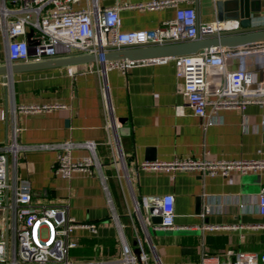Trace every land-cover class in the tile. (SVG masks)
Here are the masks:
<instances>
[{
	"label": "crops",
	"instance_id": "0c3cea01",
	"mask_svg": "<svg viewBox=\"0 0 264 264\" xmlns=\"http://www.w3.org/2000/svg\"><path fill=\"white\" fill-rule=\"evenodd\" d=\"M149 1L97 0V6L102 9ZM255 1L260 12L251 17L253 29L264 27V0ZM85 5V0H78L72 7L79 10ZM177 7L194 8L200 24L236 22L237 29L231 34L244 33L239 21L219 19L212 0L180 2ZM176 9L121 10L119 30H155L172 20ZM4 63H8L6 43L0 34V65ZM263 69L264 44L241 47L226 55V71L244 70L252 76L250 92L264 89ZM207 82L213 98L223 80L213 70ZM180 83L174 59L135 63L126 74L117 69L105 72L94 63L15 74L11 82L0 77V145L12 138L15 128L17 142L25 146L67 140L96 143L102 179L97 173H77L67 180L54 176V151H27L18 157L17 174L30 183L34 203L65 206L77 222L96 226L95 233L79 228L71 234L76 246L67 253L70 263L123 264L119 227L133 252L144 242L151 264H201L203 258H216L221 264L228 251L264 252V215L256 209L257 196L264 188V171L247 175L233 172L223 178L196 171L140 168L145 162L204 156L212 160H264V104L248 106L243 113L220 110L216 123L205 127L186 106ZM20 105L54 108L17 114L15 108ZM179 106L183 107L182 115L176 114ZM122 120L128 124L123 134ZM86 155L82 150L71 153L73 160ZM163 195L174 197V228L170 230L155 229L152 218L145 222L146 212L135 211L141 198ZM206 208L210 212L205 215ZM234 225L246 229H227Z\"/></svg>",
	"mask_w": 264,
	"mask_h": 264
},
{
	"label": "built area",
	"instance_id": "2783aa9c",
	"mask_svg": "<svg viewBox=\"0 0 264 264\" xmlns=\"http://www.w3.org/2000/svg\"><path fill=\"white\" fill-rule=\"evenodd\" d=\"M192 1L151 0L141 4H123L101 9L97 6V0H85V7L77 10L72 6L78 0H0V34L5 38L7 60L12 64L99 55L100 59L95 63L98 69L102 67L105 72L117 69L126 74L134 62L105 61L103 54L125 48L191 42L208 36H221L223 32L231 34L237 29L236 22L200 24L194 8L177 7L180 2ZM219 1L230 0H212L214 4ZM168 7L177 8L174 18L155 30L129 33L119 30L121 10L152 12ZM30 31L33 33L31 40L34 42L31 46L26 39ZM232 50L235 49L212 48L194 55L174 58L176 75L181 82L186 106L195 117L204 121L205 127L216 123L220 110H239L243 113L248 106L264 104V89L260 92L248 91L252 83V76L248 72L225 70L226 55ZM213 70L217 71L223 82L212 94L213 98H210L207 81ZM69 74H72L71 69ZM262 83L264 85V69ZM52 108L54 107L45 105H20L15 108V112L38 114ZM176 114L182 115L183 107H177ZM17 132L18 129L15 128L12 138L0 145V264H72L67 260L68 251L76 246L70 239L71 234L79 228L95 233L96 226L77 222L69 215L65 206L34 203L30 183L17 174L18 157L27 151H54L56 158L51 167L54 176L67 180L77 173L87 176L97 173L102 179L101 166L96 157V143L67 140L25 146L17 142ZM75 150L85 151L87 155L73 160L71 153ZM140 168L166 172L196 171L202 175L226 178L233 172L240 175L263 172L264 160L227 161L212 160L204 156L198 160L187 158L170 162H145ZM102 185L106 192L103 180ZM107 204L111 208L110 199ZM256 209L258 214L264 215V188L257 196ZM135 211L137 214L146 212L147 223L154 216H159L161 223L153 225L155 229L174 228L172 195L141 198L135 204ZM209 212L210 209L206 208L204 214ZM227 229L242 231L246 227L234 225ZM119 236L120 260L123 264H151L144 242L138 245L137 258L126 243L120 227ZM210 260L215 261L212 264H217L216 258H203L201 264H210ZM221 264H264V252L254 254L228 251Z\"/></svg>",
	"mask_w": 264,
	"mask_h": 264
},
{
	"label": "water",
	"instance_id": "95a60500",
	"mask_svg": "<svg viewBox=\"0 0 264 264\" xmlns=\"http://www.w3.org/2000/svg\"><path fill=\"white\" fill-rule=\"evenodd\" d=\"M219 19L239 21V25L244 29V33L222 34L221 36H208L203 39H196L191 42H181L161 46H148L125 48L105 52L103 57L105 61L127 60L134 63L156 62L159 60L174 59L181 56L194 55L200 51L212 48L237 49L250 45L264 44V27L251 28V17L260 12L259 3L255 0H230L219 1L215 4ZM33 33L28 32L26 39L31 46L34 42L31 40ZM99 55L75 56L61 58L38 63L12 64L10 62L0 65V77L11 82L15 74L37 71L50 68H68L77 65H91L99 61ZM122 124L121 134L127 133L128 124L126 120L120 121ZM153 211H151V214ZM154 225L161 223L159 216L152 218ZM134 254L139 257V251Z\"/></svg>",
	"mask_w": 264,
	"mask_h": 264
}]
</instances>
